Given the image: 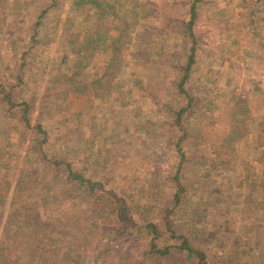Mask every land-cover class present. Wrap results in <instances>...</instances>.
Returning a JSON list of instances; mask_svg holds the SVG:
<instances>
[{
	"label": "rangeland",
	"instance_id": "rangeland-1",
	"mask_svg": "<svg viewBox=\"0 0 264 264\" xmlns=\"http://www.w3.org/2000/svg\"><path fill=\"white\" fill-rule=\"evenodd\" d=\"M97 1L0 0L1 224L16 194L34 190L39 212L60 208L70 164L129 203H149L159 244L178 242L160 208L175 190L182 131L173 120L189 99L177 81L191 52L194 8L186 193L172 221L210 264H264V0ZM38 123L47 132L42 149ZM45 156L62 162L59 175ZM68 216L51 219L62 228ZM73 220L66 241L40 229L33 247L54 252L69 243ZM116 237L111 264H142L148 235Z\"/></svg>",
	"mask_w": 264,
	"mask_h": 264
},
{
	"label": "trees",
	"instance_id": "trees-1",
	"mask_svg": "<svg viewBox=\"0 0 264 264\" xmlns=\"http://www.w3.org/2000/svg\"><path fill=\"white\" fill-rule=\"evenodd\" d=\"M79 2L98 3L97 0H77ZM194 8L192 16L187 25L189 35L192 39L190 55L188 62L181 68L178 90L181 95L188 97V102L176 106L175 118L173 124L178 127L182 134L175 141V147L180 154L178 159L177 172L173 178L175 180V190L171 197V204L163 209L162 223L170 232L171 239L178 242L161 246L159 242L163 239L161 223L153 218V206L144 202L142 198L139 201L129 203L121 195L105 186L102 180H96L84 172L75 171L70 164L67 165L68 174L66 182L68 185L64 188V199L59 200L60 208L47 209L46 212H39L41 208L38 194L34 190L28 192V195L13 197L8 215L3 224L0 222V264H111L113 255L109 250L112 241V234L117 235L118 240L131 241L141 233L148 235V250L142 257V264H210L207 253L192 243L190 236L177 234L172 218L178 214V210L184 205V196L186 188L182 182L181 168L185 160L186 152L184 144L189 137V124L186 116L190 112L194 98L187 91V83L193 76L196 55H197V36L194 26L198 15ZM46 14L43 11L42 16ZM9 97V95H7ZM10 101V100H9ZM12 107L15 104L11 102ZM23 105V117L28 126L31 125L26 116L28 105ZM35 133L39 137L38 145L42 149L47 139V132L38 123L33 126ZM49 162L51 169L61 172L62 162L55 159L43 158ZM27 200H20V199ZM47 214L52 216H68V221L59 228L56 221L51 220V224H45L44 220L38 215ZM74 218V229L69 243L59 245L54 251H42L40 248H34L38 244L40 229L56 233L63 241L67 237L66 225L69 220ZM73 224V223H72ZM139 231H142L141 233ZM71 234V231L68 232ZM104 239V242L102 241ZM103 244L108 246L103 247ZM138 264V263H137Z\"/></svg>",
	"mask_w": 264,
	"mask_h": 264
}]
</instances>
